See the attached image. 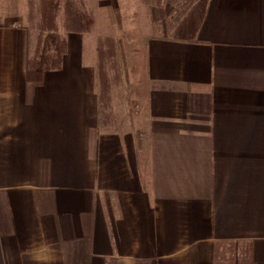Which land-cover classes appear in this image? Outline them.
Wrapping results in <instances>:
<instances>
[{"label":"crops","instance_id":"0c3cea01","mask_svg":"<svg viewBox=\"0 0 264 264\" xmlns=\"http://www.w3.org/2000/svg\"><path fill=\"white\" fill-rule=\"evenodd\" d=\"M146 9L137 109L105 128L90 35L28 81L0 13V264H264V0Z\"/></svg>","mask_w":264,"mask_h":264},{"label":"rangeland","instance_id":"374dc122","mask_svg":"<svg viewBox=\"0 0 264 264\" xmlns=\"http://www.w3.org/2000/svg\"><path fill=\"white\" fill-rule=\"evenodd\" d=\"M57 4L56 23L60 35L67 39L70 33L89 34L98 54V87L100 96V51L106 53L104 60V77L110 85L107 123L106 114L102 112V121L106 127L117 124L120 120H129L137 104L132 103V82L136 80V68L141 60L138 50L142 47L145 33L150 25L147 23V6L152 0H52ZM155 2L157 0H154ZM173 2L176 0H167ZM179 0H177L178 2ZM190 1V0H186ZM194 1V0H193ZM43 0H0V13L17 12L27 21L28 36L31 45H36L38 31L30 25V5L39 11ZM15 7V9H12ZM85 12L92 17L89 32H69L65 28L66 15L74 18L75 10ZM13 15V14H12ZM3 18L0 15V22ZM29 30V31H28ZM102 77V74H101ZM127 99L128 106L122 104ZM113 124V125H112Z\"/></svg>","mask_w":264,"mask_h":264},{"label":"trees","instance_id":"16d2710c","mask_svg":"<svg viewBox=\"0 0 264 264\" xmlns=\"http://www.w3.org/2000/svg\"><path fill=\"white\" fill-rule=\"evenodd\" d=\"M57 4L52 0H43L39 11L34 9L33 4L30 5V25L32 30L38 31L36 36V45L33 48L28 36V53H27V80L38 82L42 80L45 72L59 71L63 66L64 56L68 52V43L58 30L56 23ZM92 17L85 12L75 10L74 18L66 15L65 28L69 32H89L91 30ZM29 31V30H28ZM105 52L100 51V112L106 114V121H109L110 114L107 111L108 102L110 101L109 89L110 85L104 71ZM102 74V77H101ZM103 124V121L101 119ZM105 125H102L105 128Z\"/></svg>","mask_w":264,"mask_h":264}]
</instances>
